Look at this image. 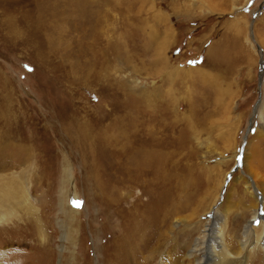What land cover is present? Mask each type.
I'll use <instances>...</instances> for the list:
<instances>
[{"label": "rangeland", "instance_id": "rangeland-1", "mask_svg": "<svg viewBox=\"0 0 264 264\" xmlns=\"http://www.w3.org/2000/svg\"><path fill=\"white\" fill-rule=\"evenodd\" d=\"M103 1L0 0V108L24 113L34 124L36 130L30 136L36 143L41 174L33 184L34 178L30 180L29 204L56 232L43 247L32 239L23 242L18 239L21 233L8 230L0 233V251L16 255L17 260L26 252L35 263L59 264L61 255L73 250L68 241L73 235L80 240L79 264H101L103 252L96 253L93 245L104 246L118 236V226H114L117 230L102 226L97 240L87 226L88 219L104 225L108 211L93 192V184L99 187L101 178L96 173V180L84 181L85 165L68 149L65 135L61 138L54 128L73 111L88 118L97 139L91 157L104 164L107 175L100 171V177L113 190L120 176L143 179V168L136 163L143 160V140L160 143L174 153L176 165L170 174L177 172L188 179L191 196L190 208L174 221L185 225L195 221L193 238L206 234L205 222L212 223L214 212L205 213L216 201L226 174L214 210L222 216L227 238L235 236L240 242L243 224L256 208L262 212L264 206V183L258 186L249 174L254 147L260 141L264 145L263 134L257 133L261 126L258 108L264 107V0H134L133 9L125 13L109 12ZM125 15L132 23H142L145 33L136 31L134 25L127 27ZM237 18L239 25L234 28ZM214 46L212 57L208 52ZM114 48L128 62H117L119 51L116 55ZM213 72L215 78L210 79ZM225 87L229 93L220 92ZM193 113L205 118V129L195 134L186 126ZM48 115L54 123L38 126ZM120 116L129 118L125 134L121 130L116 134L124 138L107 145L99 133L118 130L112 121ZM143 129L149 131L143 134ZM150 131L156 139L152 135L144 139ZM13 133L19 136L18 131ZM133 148H140L141 153ZM64 171L68 172L65 183ZM137 183L129 187L127 202L133 198L147 202L146 195L140 196L143 186ZM63 191L70 204L82 211L76 215V225L70 219L63 221L62 209L70 206L69 201L60 202ZM84 194L89 200L86 212ZM110 206L117 208L116 203ZM178 223L179 229L185 226ZM201 252L195 254L196 259L203 256ZM161 256L155 259L157 263Z\"/></svg>", "mask_w": 264, "mask_h": 264}, {"label": "bare ground", "instance_id": "bare-ground-1", "mask_svg": "<svg viewBox=\"0 0 264 264\" xmlns=\"http://www.w3.org/2000/svg\"><path fill=\"white\" fill-rule=\"evenodd\" d=\"M103 3L108 8L109 12L112 10H119L123 13L129 12L131 9H133V4H135L134 0H104ZM236 8L237 6H235L233 10ZM109 12H107L108 15ZM127 17L128 16L125 15L124 18L127 22V27L129 26V28H131L130 26L134 25V29H136V31H140V33L141 31H145V27L142 23H132L130 20H127ZM237 24L239 25L238 18L233 24V27L237 28ZM235 33L238 35L239 30H237ZM144 38L145 37H143V40ZM262 42L264 49V39ZM114 49L116 50V55L119 51L118 55L116 56L117 62H128L126 57L123 58L120 50L117 48ZM215 50V46L213 49H210L208 52L209 56L214 57L215 52L213 51ZM211 67L213 69L216 68L214 65ZM214 74V72L211 73L209 78H215ZM218 77L221 78L220 76ZM218 77L216 76L217 79ZM220 92L229 93L230 89L227 87H225V90L220 88ZM214 96L215 95L211 96V98ZM143 97L145 96H142V98ZM136 100H138V98ZM48 103H50V100ZM62 112H64V110ZM73 112L62 116L60 124L55 127L53 125V127H57V133L61 138L63 135H65V140L69 142V144H67L68 149H70L75 156L79 157L81 163L85 165L87 172L85 173V177H83L84 181L91 179L96 180V173L98 174L99 178H101V180H99V187L97 183L93 182L95 187L93 192L96 198L95 200L101 201L104 210L108 211V214L105 216L104 225L98 224L94 221L92 222L91 219H88L87 226L89 229L91 228L90 231L96 235L97 240L101 239L100 229L102 226H110L112 228H114V226H118L119 229L118 236L112 237L110 240L106 241L104 246H101L100 244L93 245L96 253L97 251H102L104 253L103 254L101 252L103 258L101 264H264V206L262 207V212L256 208L255 212L252 214V218L248 219L243 224L240 232V242L235 239V236L227 238L225 231L226 226L224 227V221H221L222 216H220V214L214 210V205L219 200L221 191L223 189L226 174H224L222 182L220 183L217 190L218 197L217 199L215 198L216 201L211 206L210 210H207L208 212L205 213V215H207L212 211L214 212L213 220L210 219L212 220L210 221L212 223L208 224L209 221L205 222L203 225L204 229H206V234L202 237L196 236L193 238V232L197 226L194 225L195 221L193 223H187L186 225L185 223L179 222L180 224L185 225L181 229H179L180 227L178 228V222L174 221L175 219L179 220V218H177L179 217L178 215L183 213L185 210H188L191 206V203L189 202L191 196L189 194L187 184L188 179L183 176H178L177 172L170 174V171L172 172L171 169L174 168V165H176L174 161V153H172L170 149L166 150V148L160 145V143L158 144L156 142L157 144H148L144 143L145 140H143V160L136 161L137 167L141 166L143 168V179L137 181L136 178H131V176H120L118 177V181L113 183L114 191L111 189V183L109 185L108 182H102V177H100L101 172L106 174L104 164L101 163L100 160H95L91 157L94 155L96 150V144L94 143H97V139L95 138V133L91 131L93 128H89L90 123L88 118H85L83 113L80 111L75 113ZM258 114L261 126L259 129H257V133L260 135L263 134L264 137V107H262V105L258 108ZM33 116L34 115H32V117ZM59 116H61V114ZM27 117L28 116H26L24 113L18 111H12V113H10V111L4 112L0 108V233H3L4 235L9 233L8 230H12L16 233H21L19 234L18 239H22L23 242H28L29 239H32L31 241L35 245L39 244L45 247L47 244L49 245L51 234H55L56 232L55 228L53 229V232L49 230V226H53V224L50 221L49 223L41 221L39 219L41 217L36 216L37 214L34 210V206L29 204V192L31 191L30 180L34 178L32 181L33 184L41 173L40 167L38 168L37 166L39 156L36 143H32V133L36 129H33L34 124L31 123V120ZM204 119V115L199 118L195 113H193L192 117H188L187 119V131H189L191 134H195L199 130L203 131L205 129L203 126ZM128 120L129 118L124 116L114 119L112 124L116 126L118 130L110 134L109 131L106 132L104 129H102L100 131L101 135L99 133L101 141L107 142V145H112L114 140L117 144V142H119L121 138L123 139L124 136L122 135L119 138L116 136V134L120 130L122 131H120L122 134H125L124 130L127 128ZM28 122L30 123L29 126L26 124ZM49 123H54L53 116L45 117L42 123H40L38 126L45 127ZM9 124L11 127H15L10 128L8 126ZM38 130L40 131V129ZM147 130L148 129H143V134H145V132L147 133ZM16 131H18L19 136L13 133ZM130 132H132V130ZM50 133L52 132L50 131ZM30 134H32V137ZM148 134L150 135L147 137L145 136L144 139L150 140L149 136L151 135L154 139H156L154 132L150 131ZM110 150H114L113 146L110 148ZM134 150L136 152H140V148H135ZM126 151H128L127 148L123 153L125 154ZM41 155L42 154H40V157ZM125 155L127 157V154ZM244 156V158H246L247 154ZM64 157L66 156L64 155ZM100 158L102 159L101 156ZM66 161L68 162V160ZM251 161L252 163L249 168L251 171L249 170V174L252 175L254 181H256L259 186L260 183H264V177L262 174L264 172V145L261 143V141L258 142L254 147L251 155ZM133 162H130V165H135ZM97 167L99 172H96ZM156 171L157 174L155 175ZM148 173L153 174V176H148ZM62 178L65 183L68 179V172L64 171ZM89 182L90 181H87V183ZM136 183L143 186L140 196L146 195L148 198L147 202L144 200V198H142V200H144L143 203H141L138 198H133L131 201L127 202L130 200L129 187ZM109 186L110 188L107 189L106 187ZM147 186L152 187L151 189H147ZM65 193L66 192L63 191L60 195V202L67 204L69 200H67ZM252 195L254 196L255 194ZM83 199V211L86 212V204L89 203L86 194H84ZM110 203H116L117 208L111 207ZM68 207L69 208L66 207L62 209L64 214L63 221L68 222L70 219L71 225H76V215L81 214L82 211L77 210L74 207V204H70ZM120 218H122V220H120ZM183 219L187 221L188 217L185 216ZM112 222H115L116 224L112 225ZM256 223L258 227H256ZM64 228L66 227L64 226ZM114 229L117 230V228ZM66 230L68 229L66 228ZM9 238L13 239V236L11 235ZM68 241L73 247V250H71L69 255H61L62 260H60L59 264H79L80 258H78V250L80 240L77 239V236L71 235L69 236ZM108 245L110 247H107ZM61 247L64 248L62 245ZM201 250L203 256L200 259H196L195 254ZM3 254L4 253L0 251V264H38L35 263L36 261H34V256L26 252L25 256H22V259L21 257L18 258V260L14 254H4L5 256H3ZM159 254H162V256L160 263H157L155 259L157 256L159 258ZM19 259H21L22 262L19 261ZM44 262L45 263L39 261V264H49L47 261Z\"/></svg>", "mask_w": 264, "mask_h": 264}]
</instances>
